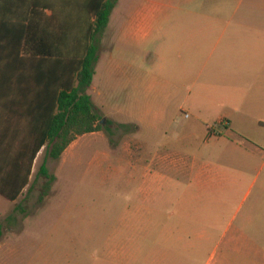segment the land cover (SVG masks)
Segmentation results:
<instances>
[{"label":"rangeland","instance_id":"374dc122","mask_svg":"<svg viewBox=\"0 0 264 264\" xmlns=\"http://www.w3.org/2000/svg\"><path fill=\"white\" fill-rule=\"evenodd\" d=\"M127 2L131 0H119L117 6L123 8ZM249 3L262 11L255 13L259 20L264 14V0H164L163 5H204V19L226 22L239 17L231 13L234 6ZM213 8H222V12ZM119 9L112 15L113 21ZM171 16L187 20L191 14ZM113 21L97 37V59L87 90L101 128L77 136L58 159L46 156L43 147L34 159L29 184L19 197L10 201L0 195V264H140L141 249L151 250L150 255L162 262L199 264L204 243L192 244L198 239L182 235L184 231L187 237L190 227L192 233L201 229L204 200L200 195L190 198V190L172 189L167 184L168 177L186 182L190 175L167 172V179L155 186L158 189L153 188L155 195L143 202L140 220H124L128 205L142 196L138 192L142 174L140 178L138 166L128 163L136 159L133 155H150L160 149L173 159L193 161L194 153L204 150L206 131L200 122L191 127L195 117L182 103L189 97L186 87L190 78L160 75L155 71L153 39L143 38L138 46L122 42L121 29ZM133 57L138 59L131 61ZM133 81H138L135 87ZM154 81L159 92H155ZM227 129L232 131L233 126ZM252 129L242 135L254 140ZM224 133L221 137H227ZM256 143L264 145V141ZM127 153L134 158L127 159ZM43 160L49 174L54 175L50 183L38 173ZM186 213L192 221L181 220ZM152 221H167L168 230L172 223H179L180 238L175 228L168 238L161 229L152 228ZM128 223L131 231L126 229ZM124 232L137 236H125ZM151 260L145 264H153Z\"/></svg>","mask_w":264,"mask_h":264},{"label":"crops","instance_id":"0c3cea01","mask_svg":"<svg viewBox=\"0 0 264 264\" xmlns=\"http://www.w3.org/2000/svg\"><path fill=\"white\" fill-rule=\"evenodd\" d=\"M118 2L110 13L107 26L113 21L114 11L120 8ZM147 2L131 0L115 12L113 22L121 29V40L138 46L143 38L153 39L155 71L177 79L190 78L186 87L189 97L186 96L182 103L195 117L191 127L200 122L206 133L204 150L194 153L193 161L173 159L160 149L150 155H133L135 163L127 160L132 166H138L137 174L140 178L142 174L143 183L138 189L142 196L132 206L128 205L124 220L129 223L140 220L144 215L143 202L155 195L154 190L158 189L155 186L167 179V172L190 175L186 182L168 177L167 184L172 189L190 190V198L200 195L204 200L200 208L201 229L192 233L190 227L188 236L184 231L182 235V238L198 239L192 244L204 243L199 264H264V145L256 143V140L264 141V14L257 20L255 13L262 12L257 6L238 4L231 12L234 17L239 16L235 20L213 22L204 19V5L182 8L164 6V0ZM213 9L222 12V8ZM180 12L191 14V17L183 20L171 16ZM0 42H3L1 33ZM133 58L131 61L138 59ZM133 82L135 87L138 81ZM154 85L155 92H159L157 81ZM25 103L24 99L6 101L0 103V108H21L26 106ZM1 119L0 138L6 133ZM230 125L232 131L227 129ZM11 127L9 137L12 140L25 138V122L17 117ZM250 128L255 132L254 140L244 137V132ZM224 132L228 138L221 137ZM129 154L126 158L131 156L133 159ZM189 215H182L181 220L192 221ZM129 223L126 229L131 231L133 228ZM168 226L167 221L152 224V228L161 229V233L170 238L175 232L173 228L177 230L180 225L172 223L170 230ZM179 231L175 232L178 238ZM129 235L137 236L125 233V236ZM141 251L143 260L137 261L140 264L152 257L153 264L184 263L162 262L161 258L150 255L151 250ZM195 258L200 257L195 255Z\"/></svg>","mask_w":264,"mask_h":264},{"label":"trees","instance_id":"16d2710c","mask_svg":"<svg viewBox=\"0 0 264 264\" xmlns=\"http://www.w3.org/2000/svg\"><path fill=\"white\" fill-rule=\"evenodd\" d=\"M116 2L0 0V103L26 102L21 108H0L6 132L0 138V195L8 200L15 201L29 184L43 146L46 156L58 159L77 136L101 128L87 90L97 37ZM17 117L25 122L26 135L14 141L9 134ZM38 173L47 183L54 179L45 160Z\"/></svg>","mask_w":264,"mask_h":264},{"label":"built area","instance_id":"2783aa9c","mask_svg":"<svg viewBox=\"0 0 264 264\" xmlns=\"http://www.w3.org/2000/svg\"><path fill=\"white\" fill-rule=\"evenodd\" d=\"M186 116H187V114H186Z\"/></svg>","mask_w":264,"mask_h":264}]
</instances>
